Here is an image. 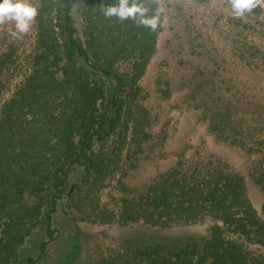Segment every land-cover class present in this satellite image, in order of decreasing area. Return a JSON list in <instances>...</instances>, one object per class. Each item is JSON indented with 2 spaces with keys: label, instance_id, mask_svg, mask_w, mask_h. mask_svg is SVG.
<instances>
[{
  "label": "trees",
  "instance_id": "obj_1",
  "mask_svg": "<svg viewBox=\"0 0 264 264\" xmlns=\"http://www.w3.org/2000/svg\"><path fill=\"white\" fill-rule=\"evenodd\" d=\"M74 1L31 0L39 15L21 39L0 26V264H36L24 245L37 229L54 239L75 173L85 188L75 207L90 223L208 226L206 238L134 246L100 264H264V201L248 195L249 184L264 193V7L233 18L223 0L177 2L176 110L242 160L185 141L142 192L118 180L114 213L93 196L151 137L141 82L162 13L142 0L153 31L139 17L107 19L100 5L114 0H81L76 22Z\"/></svg>",
  "mask_w": 264,
  "mask_h": 264
},
{
  "label": "rangeland",
  "instance_id": "obj_2",
  "mask_svg": "<svg viewBox=\"0 0 264 264\" xmlns=\"http://www.w3.org/2000/svg\"><path fill=\"white\" fill-rule=\"evenodd\" d=\"M179 0H158L162 13L161 30L158 35L156 51L151 57L142 79L144 103L151 118L149 132L151 137L138 154L135 166L124 161L120 173L107 179L103 187L95 192L93 199L99 205L116 213L122 197L121 184L133 188L136 193L164 172L175 161L176 150L185 142L201 144L206 152L223 154L234 151L214 142L205 129L195 125L191 112L176 110V33L181 12L177 8ZM81 0H75L73 17L78 21ZM185 12L188 9L185 6ZM11 25V24H6ZM170 83V96L164 97L162 91ZM237 160L241 156L235 153ZM123 174V175H122ZM122 175V177H121ZM80 174H73L66 186V193L58 201L53 214L54 239L48 241L44 232L37 229L28 238L24 249L36 264H100L111 258H121L128 249L154 243H170L190 239H203L208 236L207 224H195L183 228L163 229L141 223L120 225L118 223L99 224L88 222L75 207L83 199L78 189ZM81 190V189H80ZM248 195L254 205L264 201V193L249 184ZM45 244L40 254L38 246Z\"/></svg>",
  "mask_w": 264,
  "mask_h": 264
},
{
  "label": "clouds",
  "instance_id": "obj_3",
  "mask_svg": "<svg viewBox=\"0 0 264 264\" xmlns=\"http://www.w3.org/2000/svg\"><path fill=\"white\" fill-rule=\"evenodd\" d=\"M228 6L233 18H243L258 7H264V0H223ZM103 15L107 19L116 18L120 21L136 20L151 30H155L158 20L147 17V9L142 0H114L111 4L101 3ZM39 15L38 7L31 0H0V26L14 24V30L9 29L8 35L13 40L21 39L29 33Z\"/></svg>",
  "mask_w": 264,
  "mask_h": 264
}]
</instances>
